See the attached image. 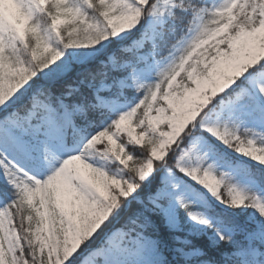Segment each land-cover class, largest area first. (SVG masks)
Segmentation results:
<instances>
[{
  "label": "snow or ice",
  "instance_id": "snow-or-ice-1",
  "mask_svg": "<svg viewBox=\"0 0 264 264\" xmlns=\"http://www.w3.org/2000/svg\"><path fill=\"white\" fill-rule=\"evenodd\" d=\"M0 264H264V0H0Z\"/></svg>",
  "mask_w": 264,
  "mask_h": 264
}]
</instances>
